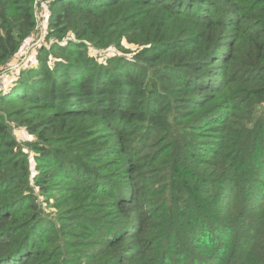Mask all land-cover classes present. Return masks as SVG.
Masks as SVG:
<instances>
[{
	"label": "trees",
	"instance_id": "1",
	"mask_svg": "<svg viewBox=\"0 0 264 264\" xmlns=\"http://www.w3.org/2000/svg\"><path fill=\"white\" fill-rule=\"evenodd\" d=\"M37 8L0 0V77ZM49 10L0 90V264H264V0Z\"/></svg>",
	"mask_w": 264,
	"mask_h": 264
},
{
	"label": "rangeland",
	"instance_id": "2",
	"mask_svg": "<svg viewBox=\"0 0 264 264\" xmlns=\"http://www.w3.org/2000/svg\"><path fill=\"white\" fill-rule=\"evenodd\" d=\"M37 3V30L35 34L23 44L18 56L13 61H11L10 64L4 70V75L0 78V85L2 86L1 88H8L12 84L13 80L22 71L28 69L31 66H36L39 49L44 46L48 47L49 45V43H47L46 41L50 17L49 0H37ZM125 46L130 53L128 56H132L134 54V51L136 50V47H133L131 44L127 43H125ZM116 52H118V50L115 47H110L107 51H98L94 49L91 50V53L93 55H96L101 60L108 56L114 55ZM13 126V136L22 146L25 153L29 156L31 164L33 165L32 170L34 172L35 160L33 159L34 155L32 153L30 145L36 141V137L34 135H31L24 127H18L16 125ZM38 200V202H40L42 198H39ZM38 204H41V202ZM49 211L50 209L47 208L46 212L48 213Z\"/></svg>",
	"mask_w": 264,
	"mask_h": 264
},
{
	"label": "built area",
	"instance_id": "3",
	"mask_svg": "<svg viewBox=\"0 0 264 264\" xmlns=\"http://www.w3.org/2000/svg\"><path fill=\"white\" fill-rule=\"evenodd\" d=\"M1 77H3V76H1ZM1 77H0V78H1ZM1 87H2V86L0 85V90L4 89V87H3V88H1Z\"/></svg>",
	"mask_w": 264,
	"mask_h": 264
}]
</instances>
